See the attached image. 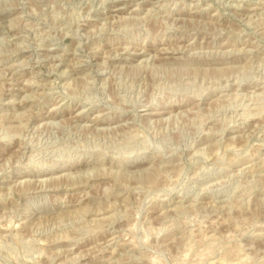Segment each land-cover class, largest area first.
<instances>
[{"label": "rangeland", "instance_id": "374dc122", "mask_svg": "<svg viewBox=\"0 0 264 264\" xmlns=\"http://www.w3.org/2000/svg\"><path fill=\"white\" fill-rule=\"evenodd\" d=\"M0 264H264V0H0Z\"/></svg>", "mask_w": 264, "mask_h": 264}, {"label": "bare ground", "instance_id": "6f19581e", "mask_svg": "<svg viewBox=\"0 0 264 264\" xmlns=\"http://www.w3.org/2000/svg\"><path fill=\"white\" fill-rule=\"evenodd\" d=\"M261 2V1H260ZM148 10V9H147ZM117 12V11H116ZM136 17V16H135ZM122 19V18H121ZM189 19V18H188ZM114 20V19H113ZM49 33V32H48ZM62 36V35H61ZM140 53V52H139ZM138 53V54H139ZM191 54V53H190ZM140 56V55H139ZM155 56V55H154ZM137 57V56H136ZM134 58V57H133ZM136 59V58H135ZM98 68V67H97ZM214 69V68H213ZM122 71V70H121ZM128 77V76H127ZM71 78V77H70ZM106 81V80H105ZM109 81V80H108ZM31 83V82H30ZM133 89V88H132ZM252 92V91H251ZM115 93V92H114ZM149 103V102H148ZM164 111V110H163ZM166 111V110H165ZM181 112V111H180ZM155 113V112H154ZM92 117V116H91ZM20 122V121H19ZM114 126V125H113ZM95 128V127H94ZM137 128V127H136ZM127 131V130H126ZM204 133V132H203ZM217 141V140H216ZM205 147V146H204ZM89 169V168H87ZM177 169V168H176ZM110 170V169H109ZM25 179V178H24ZM43 181V180H42ZM174 183V182H173ZM108 205V204H107ZM114 205V204H113ZM109 218V217H108ZM16 224V223H15ZM133 225V224H132ZM131 226V225H130ZM148 228V227H147ZM258 233V232H257ZM106 256V255H105ZM93 258V257H92ZM108 258V257H107Z\"/></svg>", "mask_w": 264, "mask_h": 264}]
</instances>
